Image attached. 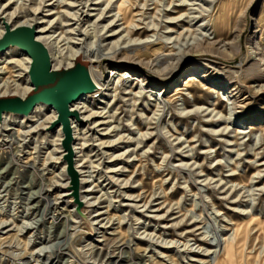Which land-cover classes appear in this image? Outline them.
Wrapping results in <instances>:
<instances>
[{"label":"rangeland","instance_id":"rangeland-1","mask_svg":"<svg viewBox=\"0 0 264 264\" xmlns=\"http://www.w3.org/2000/svg\"><path fill=\"white\" fill-rule=\"evenodd\" d=\"M117 4L125 20L112 27ZM8 10L13 22L45 16L62 47L83 38L107 53L104 75H126L88 100L114 140L112 158L90 135L82 147L91 206L71 159L75 196L65 134L62 172L51 133L41 141L17 118L0 126V264H209L219 243L231 245L223 264H264V0H10ZM136 37L151 44L144 55ZM25 74L7 65L1 77L16 85L0 92L23 90Z\"/></svg>","mask_w":264,"mask_h":264},{"label":"bare ground","instance_id":"bare-ground-1","mask_svg":"<svg viewBox=\"0 0 264 264\" xmlns=\"http://www.w3.org/2000/svg\"><path fill=\"white\" fill-rule=\"evenodd\" d=\"M9 8H10V0H8L5 4L1 5L0 7V40L4 37L7 31H12L21 27H26L33 32V39L39 42L40 44H42L43 47L46 49L51 71L68 70L75 66L76 61L78 59L86 63L88 78L93 85V89L84 92L76 99L68 103V107H67L68 115L66 119L69 123L70 137L73 139L72 145L69 147L68 153L74 156V158H71L74 163V169L78 170L76 171L77 173L79 172L78 174H80L81 177L80 198L82 197L86 205L91 206L93 204V202L90 201L92 197L88 198V194H90L92 190L90 189V186H86V183H88L87 176L90 175L84 174L86 173V171H88L85 168L88 167L85 166L86 160L84 158V153H82V147L86 145V142L89 139L88 135H90L95 139V141L98 142L97 144H95V147H97L101 151V154L109 155L112 158L114 157L113 153L111 154L107 152H109L108 150L111 147L110 144H112L114 140L107 139L108 138L107 136L111 134L110 131H113L111 130L110 127H108L109 121L106 120L108 116H104L105 114L102 113V111H98L94 109L89 104L88 100L103 98L104 93L108 90V87L110 84H112L113 80L114 81L116 80V82H120L122 78L123 79L125 78L124 76L126 74L125 73L121 74L119 69L116 67L110 69L108 71V74L104 75V68H106L109 65L108 63L104 64L106 56L105 57L103 56L107 55V53H101V54L98 53V51L92 48L90 44L86 45V43L83 42V38L81 39L76 38V41H74L70 46L62 47L63 44H60V40L56 36H54V34L49 29L48 23H51L50 20L45 21L43 19L45 16L41 18L34 16L28 20L26 19L22 21L19 20L13 22L12 17L15 14V12L8 10ZM102 15H104L103 12L99 13L98 19H100ZM85 16H88V14ZM119 16H121L120 20H125L123 9L120 6V4H117L116 13L111 16L112 18L109 20L108 25L112 24L113 25L112 27H115L116 26L115 21L119 20ZM79 20L82 21V18L78 17L77 21L75 22L77 24V27H79L78 26ZM73 29L74 28H71V31ZM119 33L120 32H118V28L112 29L110 36L118 35ZM128 42H134L136 46L135 50L139 52V54L141 55L147 53V50L151 45L149 44L150 42L146 43L144 42L143 39H140L139 37L129 39ZM144 49L146 52H144ZM67 51L68 54L66 55ZM167 55L169 54H161L158 56V58L165 59ZM62 60H65V62L61 63ZM14 62H23L24 70L26 72L25 74L26 85L24 86L23 90H21L20 92H17L16 90L12 92H8L5 89L1 90L0 96L15 95L21 99H25L30 93V91L34 88L30 77V67L32 64V58L28 54V52L21 46H18L16 44H9L5 48L0 49V88L7 87L8 85H16L14 81L2 79L1 77V74L4 73V70L6 69L7 65H12ZM194 80H196V78L193 76V74H189L187 76V81L184 84L190 86L191 84H193ZM139 93H142V91ZM102 110H104V108ZM12 118H17L19 121L22 122H30V124L26 126L29 128L28 133L36 132L38 138H41V141H46L47 135L51 133V135L55 136L57 140L56 143H54V145H56L58 149L62 147L61 140L62 137L64 136L62 130L63 121L60 118V114L58 110L53 104L46 103L44 101H38L27 113L3 111L0 114V126L2 125L5 126L6 122ZM103 125L105 127L100 128ZM144 136L145 134L141 133L140 140L137 141V145L138 143L143 142ZM119 139L123 140L122 137H119L118 140ZM58 151H59V155L54 159H56L61 164V171L63 172V170L66 171L65 167L67 162L66 159H62V155L65 154V151L63 149H60ZM119 155L120 154H117L115 156H119ZM107 167L111 171H116L118 169V166L114 167L111 166L110 164H107ZM64 179L65 180L59 184V187L65 186L67 182H69L67 181L68 180L67 178ZM67 190L68 191H66V193L70 192L69 191L70 189ZM61 195L62 193L59 194L58 198H61ZM78 201L80 202V199L79 200L77 199V202ZM97 215L100 214L98 213ZM96 220L97 219H94L93 221ZM220 244L221 243H219V245L216 244L214 246L215 247L214 249L208 250V254L210 255V259L208 261L209 264H223L225 258L228 256V251L231 248V245L226 246L222 250L220 248ZM222 245L221 247H223Z\"/></svg>","mask_w":264,"mask_h":264},{"label":"water","instance_id":"water-1","mask_svg":"<svg viewBox=\"0 0 264 264\" xmlns=\"http://www.w3.org/2000/svg\"><path fill=\"white\" fill-rule=\"evenodd\" d=\"M9 44L24 48L32 58L30 77L34 88L25 99L15 95L0 96V114L3 111L27 113L38 102L53 104L60 114L65 134L63 144L69 150L70 128L66 119L68 103L84 92L93 89L86 70V63L78 59L74 67L63 71H51L46 49L33 39V32L26 27L7 31L0 40V49ZM76 196L77 177L72 169L71 154L66 156Z\"/></svg>","mask_w":264,"mask_h":264},{"label":"crops","instance_id":"crops-1","mask_svg":"<svg viewBox=\"0 0 264 264\" xmlns=\"http://www.w3.org/2000/svg\"><path fill=\"white\" fill-rule=\"evenodd\" d=\"M229 254H230V253L228 252V256H227L226 260L230 258V257H229ZM226 260H225V261H226ZM224 263H225V262H224ZM228 264H232V262L230 261ZM234 264H235V263H234Z\"/></svg>","mask_w":264,"mask_h":264}]
</instances>
